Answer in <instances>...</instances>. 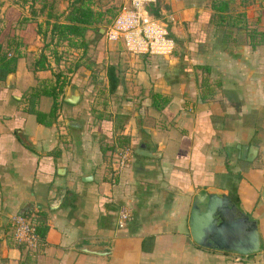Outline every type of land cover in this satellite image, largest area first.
<instances>
[{"label": "crops", "instance_id": "crops-1", "mask_svg": "<svg viewBox=\"0 0 264 264\" xmlns=\"http://www.w3.org/2000/svg\"><path fill=\"white\" fill-rule=\"evenodd\" d=\"M207 1H159V13L173 19L167 54L130 51L101 26L95 38L87 31L85 48L50 43L45 69L33 71L35 51L22 50L0 79V264H264V44L225 50L207 22ZM42 81L45 90L63 84L53 116L52 95L31 99ZM151 92L167 101L156 108ZM250 144L257 154L243 158ZM121 146L132 155L116 170ZM203 192L227 194L257 221L258 251L192 239L190 209ZM124 205L132 217L118 227ZM16 214L42 229L35 249L13 236ZM90 240L108 244L99 250L107 253L84 251Z\"/></svg>", "mask_w": 264, "mask_h": 264}, {"label": "trees", "instance_id": "trees-1", "mask_svg": "<svg viewBox=\"0 0 264 264\" xmlns=\"http://www.w3.org/2000/svg\"><path fill=\"white\" fill-rule=\"evenodd\" d=\"M255 1L251 0L253 5L257 4ZM93 3L94 0H71L67 10L58 13L54 11L53 5L49 4L45 10V20L43 21L45 28H42V24L37 20L22 15L17 18L15 25H10L3 32L0 30V79H5L8 73L14 71L17 60L22 55V50L31 43H35L39 50V53L33 56L30 61V67L33 71L47 67L45 48H48L52 42L54 46L65 42L68 46L85 48L87 31L92 28L99 33L101 24L110 21L112 18H106L107 15L113 16L115 14L111 13L109 7L94 8ZM208 5L210 11L207 15V22L212 25L213 33L217 38H220L225 50L230 45L247 44L254 49L264 44V14L262 13L263 17L261 13L250 17L247 13L249 6L247 0H238L237 2L234 0H209ZM149 11L154 16L160 17L159 0L150 3ZM28 28L32 30L33 38H26L21 32ZM40 34L41 38H35ZM198 38L204 37L200 34ZM195 67L206 73L209 72L207 65H196ZM108 77L109 89L113 91L117 86L118 79L112 65L108 67ZM41 83L42 88L35 87L36 90L34 89L31 99L34 101L37 98V92L38 95L45 93L52 95L54 102L48 114L53 116L58 107L57 98L63 84H59L57 90L54 86V90L50 88L45 90V81ZM201 84L204 86L205 94L214 93L207 76L203 77ZM151 100L154 106L159 108L161 103L167 101V97L158 92H151ZM33 111L39 120L44 116V113L39 110ZM38 231L40 235H43L40 227H38Z\"/></svg>", "mask_w": 264, "mask_h": 264}, {"label": "water", "instance_id": "water-1", "mask_svg": "<svg viewBox=\"0 0 264 264\" xmlns=\"http://www.w3.org/2000/svg\"><path fill=\"white\" fill-rule=\"evenodd\" d=\"M104 30V26L100 28ZM69 100L73 101V98ZM136 151L141 154H152L144 148ZM242 157L253 158L257 154V145H242ZM189 229L192 239L209 248L236 251L250 254L261 248V237L257 221L251 218L227 194L203 192L194 198L189 215ZM93 243V244H92ZM109 248L108 244L99 245L90 240L83 247L84 251L106 254L99 251Z\"/></svg>", "mask_w": 264, "mask_h": 264}, {"label": "built area", "instance_id": "built-area-1", "mask_svg": "<svg viewBox=\"0 0 264 264\" xmlns=\"http://www.w3.org/2000/svg\"><path fill=\"white\" fill-rule=\"evenodd\" d=\"M157 0H126L116 14L104 26L107 40L122 39L128 50L163 55L173 48L168 24L164 18L156 17L149 11L150 3ZM132 152L129 146L118 148L114 160L116 170L128 165ZM132 213L126 205L121 206L117 215V226L123 227ZM13 236L25 246L35 249L41 242L40 235L29 217L16 214L13 217Z\"/></svg>", "mask_w": 264, "mask_h": 264}, {"label": "rangeland", "instance_id": "rangeland-1", "mask_svg": "<svg viewBox=\"0 0 264 264\" xmlns=\"http://www.w3.org/2000/svg\"><path fill=\"white\" fill-rule=\"evenodd\" d=\"M70 1L71 0H0V30L1 32H3L10 25L11 26L15 25L16 24L15 21L17 20V18H20L22 15L29 16L37 20L38 22L42 24V28H45V24L43 21L45 20V12H46L45 10L47 9V6L51 4L53 5V9L55 12L57 13L63 12L67 10L70 4ZM123 1L124 0H94L93 7L101 8V9L109 7L111 10V13L116 14V12L118 11ZM237 1L238 0H234V2H237ZM247 1L249 3L247 11H251L253 7H255L256 5L258 6L260 4L258 11L259 13L264 14V5H263L264 0H261V1L256 0L255 3L259 2V4H256V5H253L252 4L253 1L251 2V0H247ZM161 12L163 11H160V13ZM255 12L257 13V11ZM161 14L162 15H160V17L163 18V13ZM263 14H262V17H263ZM107 16L108 17L106 18L113 17L111 16V14H108ZM169 18L165 19L168 26L170 22H173V19H169ZM108 22L102 23L101 26H105ZM26 30H23L21 32L26 36V38H33L32 30L29 28ZM16 31L18 32L17 29ZM96 36H98V33L96 31H91V33L89 34L87 38H95ZM35 38H41V34L38 37L36 36ZM30 46H31L30 48H32L30 51H33V52L35 51V53H30L29 59H31V57L36 56L39 53L38 47L35 45V43H31ZM67 56H69V54H67Z\"/></svg>", "mask_w": 264, "mask_h": 264}]
</instances>
